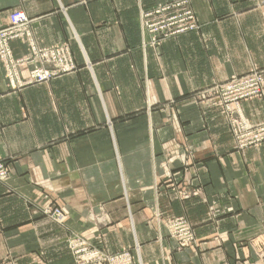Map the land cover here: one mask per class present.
Masks as SVG:
<instances>
[{
	"label": "crops",
	"instance_id": "crops-1",
	"mask_svg": "<svg viewBox=\"0 0 264 264\" xmlns=\"http://www.w3.org/2000/svg\"><path fill=\"white\" fill-rule=\"evenodd\" d=\"M173 1L0 0V29L21 10L40 48L69 45L81 69L11 92L0 62V159L10 165L0 184V261L75 264L71 231L101 237L111 252L137 244L142 264H264V146L235 150L220 110L191 97L264 68V8L189 0L201 30L144 48L141 8ZM12 49L27 54L23 41ZM243 109L264 121L263 101ZM199 183L201 199L180 200L179 189ZM207 194L225 210L216 229ZM46 202L65 212L64 227L42 216ZM184 212L204 251H178L154 220ZM217 237L225 243L206 251Z\"/></svg>",
	"mask_w": 264,
	"mask_h": 264
},
{
	"label": "rangeland",
	"instance_id": "rangeland-1",
	"mask_svg": "<svg viewBox=\"0 0 264 264\" xmlns=\"http://www.w3.org/2000/svg\"><path fill=\"white\" fill-rule=\"evenodd\" d=\"M256 1L257 0H254V6H253L254 8L253 9L259 10L261 8H264V6H260V3H258V2L256 3ZM178 3L181 5V7H179L180 5H176L177 8H173L168 13H163L162 15L157 14L161 10L160 7H163V5L171 4L170 6H173L174 4H178ZM18 11H21V10L15 9L11 12V14L18 12ZM146 11L154 13V16L147 21H143V12H146ZM187 12H191L193 14V17L196 18L197 23H198L197 24L198 25L197 30H189L187 32L178 34L176 36H170L167 38L162 36V35L157 36L153 32L150 33V31H148L147 28L145 30V24H147L146 22H148V25H152V24H156V26L167 25L172 31H176L183 26H187V25L191 26L192 21H189L188 23H186V22L184 23L182 21L172 22V19L174 17L179 16L180 13L183 14V13H187ZM11 14L9 15L8 25L6 27L0 29V33L5 32L11 28V21H10ZM140 19H141V28H142V34H143V46H144V48H151L155 51L160 50V48L170 39L177 38V37H179L185 33H188V32H199L202 28V25L198 21L196 15L192 9V6H190L189 0H176L173 2L159 3L153 7L147 8V10L141 8ZM29 20L31 21V30L33 32V28H32V24H33L32 22L33 21L30 18H29ZM33 36H34V32H33ZM17 40L23 41L24 44H26L27 54L25 56H22V57H16L15 56L14 51L12 49V43L17 41ZM34 40L36 42L35 36H34ZM36 45L38 46L37 42H36ZM38 48H40V47L38 46ZM60 48H61V50H60L61 54L57 55L56 49H60ZM10 49H11L10 51L13 55V58L16 61H20L24 65V66H19V65L14 66V68H16L17 66H19V67H17L15 70H13L14 71L13 73L16 77L12 78L10 76V74L12 73V70L9 69V67L0 60L2 66H3V69H4V73H5L4 77H5V83H6L7 89L11 92H22L23 90H25L29 87H34V86H38V85L49 86L55 80L64 78L67 75L77 73L79 70H81L79 64H77V62L75 61V59L73 57L70 46L67 44L55 45V46H52L49 48H40V50L42 52H45V54H47V56H48L47 58H41L40 60L38 58H36L31 47H29L26 39H22V38L15 39V40L12 39V41L10 42ZM62 50L67 54L69 59L67 58V60H65V57L62 53ZM25 66L30 67L27 78H23V76H22V69ZM38 71H43V72H46L48 74H58V75L56 77L48 80L47 82L34 83V84L29 85L28 82L33 80V76L35 77V74ZM260 72H264V68L256 67L255 69L251 70L249 73H247L245 75L233 76L225 82H217L210 87H207V88L202 89V90H197L191 96L193 102H196L201 106H205V107H209V108H216V109L220 110L221 114L224 117L225 123L227 125L226 126L228 129L227 131L230 133V135L234 141L235 150H237L238 152H242V153L249 148H260V147L264 146V129L263 128H261V131H262L261 134H259V135L253 134L250 137H246L247 139L244 140V142H248V143L258 141V140L260 141L259 143L254 144L253 146L243 147L242 142H241L242 139L238 138L235 134V131L239 130V128H242L245 123L248 125L249 124L253 125L256 130L260 128L259 127L260 125H261V127L264 126V121L259 122V123H254L251 120H249V118L245 115L244 109H243V103H245V102H249V101H253V100H259V101L264 102V86L262 88H257L256 84L258 82L251 83L250 84L251 86L248 87V91L244 92V94L255 93L257 95V97H255L254 99L242 100L238 104L227 103L224 99V97H225L224 92L232 91V89L235 86H238L240 88L243 85V83L238 80V79H240V77H245V78H246V76L251 77L252 75L257 74V73L260 74ZM263 85H264V83H263ZM257 89L260 90V92L257 93ZM239 91H240V89H239ZM232 106H239V107L236 108L235 110H231ZM243 120H245V121H243ZM0 168H3L0 170V184H6V182L8 181V179L10 177L9 162H7L6 160L0 159ZM2 171L6 172V176H2ZM196 179L198 181H200L199 175L197 176ZM199 187H200V183H199V185H194V186L189 187L188 189H186V191L179 189L180 187H178L177 189H179V192H177V193H179L180 200L181 201L182 200H193L192 202H194V200L201 199L202 194L200 193L201 190H199ZM209 196L210 195H208V194L206 196V204L208 205L206 217L208 218V221L212 222L210 224H213L214 221L216 220V217H220L223 213H225V210H220L215 205H213V203H211L213 198L210 200ZM204 200H205V198H204ZM49 205L51 207L58 209V211L51 210L52 208H50ZM47 208H48V210L45 211ZM39 210H40L42 216L45 217L47 220H51L52 222L57 223L59 225H62L63 227H64L63 222L68 219L65 212H63V210L60 209L59 206L52 204V203L51 204H48L47 202L44 203L39 208ZM182 213H183V211H182ZM182 213L178 217L165 218V219L162 218L161 214L157 213L154 217V220L156 221L158 228L165 229L168 237L171 240H173L178 251L181 252L185 249L194 251L195 253H197L198 251L200 252L201 250L204 251L205 249H203L200 240L197 238L198 226L194 223L195 220L189 218V215L187 214V212H184V214H182ZM97 222L99 224H101L102 219L97 217ZM151 222H149V223L152 224ZM215 225L213 224L212 228L216 229ZM75 238H79V237H77V235L75 233L70 231L68 239H67L68 248L71 247L70 243ZM79 239H83V238H79ZM77 242L81 243L82 241H77ZM84 242L86 244H90V245L94 246L95 248L100 249L101 251H103L104 253L109 254V255L113 254L115 256H117V255L122 256L123 254L127 253L128 255L131 256L130 259L128 257L123 256L124 258H126L129 261V263L125 260H122V262L120 264H142V260L140 257V247L137 244L133 250L130 248H127V249H123L119 252H111V251H108L104 248V246L102 245L103 239L101 237H97L96 243L87 242L86 240H84ZM221 243L222 244L225 243L223 238L221 239L220 237H217L215 239V242H213L212 244L207 243L208 247H206V251L211 250V249L221 245ZM202 253H204V252H202ZM120 256H117V257H120ZM74 261H75V264H84L82 260H80V259L77 260L75 257H74ZM5 262L12 263V264H18V261L14 258H6L4 260H1L0 264H4ZM233 264H247V263L244 260L238 259Z\"/></svg>",
	"mask_w": 264,
	"mask_h": 264
},
{
	"label": "built area",
	"instance_id": "built-area-1",
	"mask_svg": "<svg viewBox=\"0 0 264 264\" xmlns=\"http://www.w3.org/2000/svg\"><path fill=\"white\" fill-rule=\"evenodd\" d=\"M260 3V6H264V0H257L256 3ZM169 5H163V7H160V11L157 13L159 15H162L163 13H168L170 12L173 8H177L176 5H180L178 4H174L173 6ZM181 7V5L179 6ZM154 16V13L151 12H143V21H147L150 18H152ZM10 21H11V28L5 32L0 33V60L6 64L9 69L12 70V73L10 74V76L12 78L16 77L14 75V71L17 67L19 66H24L23 63H21L20 61H16L13 58V55L11 53V49H10V42L15 39H26L27 43L29 45V47H31L33 53L35 54L36 58H38L39 60L41 58H47V54H45V52H42L40 50V48H38V46L36 45V42L34 40V36H33V32L31 30V21L29 20V18L26 16V14L22 11H18L15 12L13 14H11L10 16ZM176 21H182V22H186L188 23L189 21H192V25L189 26H183L181 28H179L176 31H172L167 25H163V26H156V24H152V25H148V22H146L147 24H145V30L147 28L148 31L153 32L155 35H162L164 37H170V36H176L178 34L187 32L189 30H197L198 29V23L196 18L193 17V14L191 12H187V13H180L179 16H176L172 19V22H176ZM144 30V31H145ZM11 40V41H10ZM10 41V42H9ZM60 49H56V54L60 55ZM62 53L65 57V60H67L68 56L67 54L62 50ZM69 59V58H68ZM29 61V60H28ZM27 61V62H28ZM17 66L16 68H14V66ZM58 74H48L46 72L43 71H38L35 74V77L33 76V80H31L29 83L30 84H34V83H44L47 82L48 80L56 77ZM238 79V78H237ZM240 82L243 83V85L239 88L238 86H235L232 91H226L224 92V99L227 103H231V104H238L240 101L245 100V99H254L255 97H257V95L255 93H249V94H244V92L248 91V87H250L251 83L253 82H258L256 84L257 88H262L264 85V72H260L257 74L252 75L251 77H240V79H238ZM13 82V81H12ZM240 89V91H239ZM260 92V90L257 89V93ZM239 106H232L231 110H235L236 108H238ZM245 121V120H243ZM242 121V122H243ZM259 129H255L253 125H248V124H244V126L242 128H239V130L235 131V134L238 138L242 139V146L243 147H248V146H253L254 144L259 143L260 141H254L251 143L248 142H244L245 139H247L246 137H250L253 134L259 135L262 133L261 128L264 129V126L261 127V125L259 126ZM3 168H0V170ZM2 176H6V172L2 171ZM50 206V205H49ZM51 210L53 211H58V209L51 207ZM48 208L45 210L47 211ZM64 224V222H63ZM77 241H82L81 243H78ZM70 249L73 253V256L77 259V260H82L83 263L85 264H120L122 262V260H125L129 263V261L124 258V257H128L130 259V255L123 254L120 257H117L113 254H106L103 251H101L98 248H95L94 246L90 245V244H86L84 242V240L79 239V238H75L71 241L70 243ZM124 256V257H123ZM85 261V262H84ZM4 264H12V263H8L5 262Z\"/></svg>",
	"mask_w": 264,
	"mask_h": 264
}]
</instances>
